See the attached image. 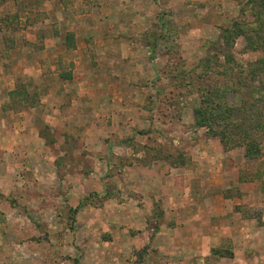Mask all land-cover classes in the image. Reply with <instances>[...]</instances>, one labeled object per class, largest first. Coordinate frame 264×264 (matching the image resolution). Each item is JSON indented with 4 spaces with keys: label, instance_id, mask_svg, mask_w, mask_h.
<instances>
[{
    "label": "rangeland",
    "instance_id": "obj_1",
    "mask_svg": "<svg viewBox=\"0 0 264 264\" xmlns=\"http://www.w3.org/2000/svg\"><path fill=\"white\" fill-rule=\"evenodd\" d=\"M260 19L264 0H0V264H264V128L246 156L195 124L231 71L264 86L263 50L225 33Z\"/></svg>",
    "mask_w": 264,
    "mask_h": 264
},
{
    "label": "trees",
    "instance_id": "obj_2",
    "mask_svg": "<svg viewBox=\"0 0 264 264\" xmlns=\"http://www.w3.org/2000/svg\"><path fill=\"white\" fill-rule=\"evenodd\" d=\"M260 22L264 24V20ZM248 25L246 24L245 28L240 25L236 26L233 30H226L225 33L234 37L243 35L252 41L250 46L253 50L261 49L264 52V42H262L264 26L257 24L250 29L252 31L250 32ZM256 37H258V42L254 40ZM259 64L256 66V71L250 73L251 78L257 77L258 72L263 70L261 66H264V59L259 60ZM244 75L247 76V72ZM244 75L236 76L231 71L227 77L228 85L226 84L221 90L213 88L205 90L200 107L195 110V124L206 128L208 134L217 139L223 148L242 146L245 148L246 156H249L253 152L261 153L259 149L261 141L257 137L260 135V130L264 128V86H256L255 80H247L248 78ZM227 93L239 95L240 105L229 107L226 102ZM12 98H16L21 104L29 105L35 102L33 98L25 94V91L22 94L13 92Z\"/></svg>",
    "mask_w": 264,
    "mask_h": 264
}]
</instances>
